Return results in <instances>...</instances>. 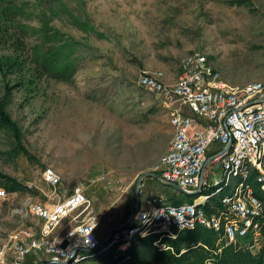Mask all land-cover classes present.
<instances>
[{"label":"rangeland","instance_id":"obj_1","mask_svg":"<svg viewBox=\"0 0 264 264\" xmlns=\"http://www.w3.org/2000/svg\"><path fill=\"white\" fill-rule=\"evenodd\" d=\"M194 51L232 85L264 83V0H0V100L10 92L19 131L0 119V184L8 176L24 187L0 198V249L14 231L39 230L28 195L50 192L49 167L61 175L58 194L82 187L104 213L101 234L131 218L134 185L161 175L173 133L140 75L174 82ZM152 194L192 198L146 176L140 200Z\"/></svg>","mask_w":264,"mask_h":264},{"label":"built area","instance_id":"obj_2","mask_svg":"<svg viewBox=\"0 0 264 264\" xmlns=\"http://www.w3.org/2000/svg\"><path fill=\"white\" fill-rule=\"evenodd\" d=\"M181 67L174 82L155 71L142 73L139 84L167 110L173 131L159 160L161 179L183 189L184 196L199 195L174 204L152 194L140 201L125 227L101 234L104 213L95 212L82 187L58 194L61 175L49 167L43 180L50 192L39 188V199L28 195L27 213L38 220L39 230L11 233L0 249V264H93L101 257L108 264H128L129 247L138 239L155 236L154 244L164 250L170 246L163 239L175 238V229L198 225L216 231L217 244L260 250L264 202L255 184L264 192V83L232 85L197 51L187 54ZM9 194L0 189V198ZM207 205L216 212L209 213ZM207 263L217 264L213 258Z\"/></svg>","mask_w":264,"mask_h":264},{"label":"trees","instance_id":"obj_3","mask_svg":"<svg viewBox=\"0 0 264 264\" xmlns=\"http://www.w3.org/2000/svg\"><path fill=\"white\" fill-rule=\"evenodd\" d=\"M10 103V92L0 100V119L3 124L9 126L16 133L18 127L10 117L7 107ZM5 181L0 184L6 191H20L24 187L15 179L4 176ZM256 194L264 202V192L256 186ZM189 196V195H188ZM195 196V195H194ZM190 200H193V196ZM174 204L180 203L173 202ZM218 207V202L215 201ZM209 213L216 209L206 206ZM176 237L168 239L170 248L160 250L155 244V236H147L140 239V243H132L129 251L132 254L128 264H208L207 260L213 258L217 264H264V244L257 253L243 243L217 244L220 235L212 228L201 225L194 229H175ZM219 248L221 250H219Z\"/></svg>","mask_w":264,"mask_h":264},{"label":"water","instance_id":"obj_4","mask_svg":"<svg viewBox=\"0 0 264 264\" xmlns=\"http://www.w3.org/2000/svg\"><path fill=\"white\" fill-rule=\"evenodd\" d=\"M146 176H157V177H160V175H159L158 173H155V172H147V173H143V174H141V175L138 177V179H137V181H136V183H135V185H134V190H135V192H136V196H137V198H136V210L139 209L140 201H141V200H140V195H139L141 181H142V179H143L144 177H146ZM168 185L174 187L175 189L179 190L180 192H184L183 189H181L180 187H178L176 184L170 183V184H168ZM133 216H134V214L131 216V218H130L127 222L123 223L122 225H119V226L113 227V228H112V231H115V230H118V229H121V228L125 227L126 224H127L132 218H133Z\"/></svg>","mask_w":264,"mask_h":264},{"label":"crops","instance_id":"obj_5","mask_svg":"<svg viewBox=\"0 0 264 264\" xmlns=\"http://www.w3.org/2000/svg\"><path fill=\"white\" fill-rule=\"evenodd\" d=\"M168 148V147H167Z\"/></svg>","mask_w":264,"mask_h":264}]
</instances>
